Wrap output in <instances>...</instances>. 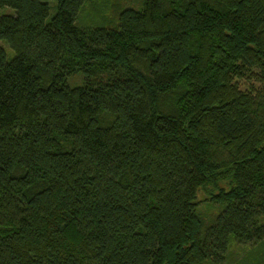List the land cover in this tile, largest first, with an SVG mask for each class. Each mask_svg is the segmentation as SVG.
I'll use <instances>...</instances> for the list:
<instances>
[{
	"label": "trees",
	"instance_id": "trees-1",
	"mask_svg": "<svg viewBox=\"0 0 264 264\" xmlns=\"http://www.w3.org/2000/svg\"><path fill=\"white\" fill-rule=\"evenodd\" d=\"M88 2L0 0V264H224L264 243V0H141L95 28Z\"/></svg>",
	"mask_w": 264,
	"mask_h": 264
},
{
	"label": "rangeland",
	"instance_id": "rangeland-1",
	"mask_svg": "<svg viewBox=\"0 0 264 264\" xmlns=\"http://www.w3.org/2000/svg\"><path fill=\"white\" fill-rule=\"evenodd\" d=\"M141 0H89L87 6L83 9L80 22L81 25L87 28H95L101 25H113L116 22L119 10L126 7L140 8ZM50 11V17L55 14V8ZM15 14L12 7H4L0 9V15ZM0 45L6 50L8 58H13L15 52L10 48L6 41H1ZM84 83L82 75L72 76L68 79V84L71 87L79 86ZM240 86L245 89L249 85H258L256 78H244L238 81ZM222 189H229L228 182L221 185ZM216 192L213 186L202 188L198 191L197 207L200 213L204 216L207 222L215 219L220 206L212 200V194ZM206 264H212L207 262ZM224 264H264V243L256 246L243 245L233 242L230 246L229 255Z\"/></svg>",
	"mask_w": 264,
	"mask_h": 264
}]
</instances>
